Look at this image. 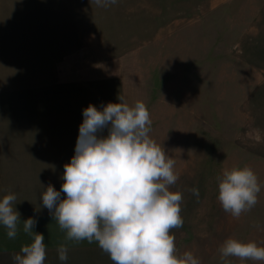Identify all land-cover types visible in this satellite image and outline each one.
I'll return each mask as SVG.
<instances>
[{"label": "rangeland", "instance_id": "1", "mask_svg": "<svg viewBox=\"0 0 264 264\" xmlns=\"http://www.w3.org/2000/svg\"><path fill=\"white\" fill-rule=\"evenodd\" d=\"M33 62L45 69L48 87L56 82L46 103L54 113L44 114L49 127L76 137L22 144L27 87L20 79L4 89L0 80V200L15 194L16 211L30 213L35 232L46 222L45 264H113L96 242L55 236V219L41 200L49 184L60 191L64 183L83 110L107 105L103 82L110 83L111 103L121 95L130 106L146 104L150 137L175 160L179 179L170 190L183 195L184 221L171 233L178 252L191 251L200 264H222L218 249L227 238L264 246V0H118L107 8L92 0H0V67L14 79ZM244 165L261 191L255 207L236 219L217 199V177ZM21 232L22 226L9 239L0 225V264H14L13 254L32 242ZM61 244L68 247L64 262Z\"/></svg>", "mask_w": 264, "mask_h": 264}, {"label": "clouds", "instance_id": "2", "mask_svg": "<svg viewBox=\"0 0 264 264\" xmlns=\"http://www.w3.org/2000/svg\"><path fill=\"white\" fill-rule=\"evenodd\" d=\"M107 8L118 0H92ZM98 110L89 105L75 146V155L64 165L60 191L49 184L42 193L47 208L66 241L96 242L113 264H200L191 251L182 254L175 244L173 229L183 226L180 191H171L179 179L175 160L149 135L152 121L143 101L129 105L123 96ZM105 128L108 135H99ZM218 180V201L223 210L239 219L258 202L261 183L247 166L225 168ZM190 191L199 198V189ZM61 192L65 198H61ZM13 193L0 200V225L7 237L15 239L20 213ZM23 232L30 244L13 254L14 264H45L44 235L33 229L37 221L29 217ZM222 264L229 257L264 262V246L255 241L227 238L218 249ZM61 262L68 260V247L57 248Z\"/></svg>", "mask_w": 264, "mask_h": 264}, {"label": "crops", "instance_id": "3", "mask_svg": "<svg viewBox=\"0 0 264 264\" xmlns=\"http://www.w3.org/2000/svg\"><path fill=\"white\" fill-rule=\"evenodd\" d=\"M7 73H8V69L0 67V80H4V82L6 83V87H3L4 85L3 84L2 88L9 89L15 83L16 80L21 79L24 82L25 86L27 87V90H26L27 92L25 96L26 99L28 100L27 94L30 96V101L28 102V104L26 103L25 105V116L29 114V120H25L21 127L23 129L22 141H21L22 144L26 146L32 145V144L33 145L41 144L43 143L42 142L43 138L48 139V138H53V136L76 137V132H71L70 129L64 132V129L62 131H59V129L61 128L60 126L49 127L50 123L45 119L44 114L54 113L53 111L49 110L46 103H47L48 93H56L54 86H52L56 84V82H54L49 87L47 86V82L45 81L46 80L45 69H43L40 62L38 63L33 62L32 64H29L27 67H25V70H23V75L18 74V76L14 79L11 78V76L6 75ZM104 81H107V80H104ZM109 84L110 83H106V82L101 83V90L105 91V92L104 91L102 92L103 101H105L106 99L107 104L110 102V97H111V94H110L111 90L108 87ZM92 85L97 86V84H94V83H92ZM93 88L94 87L91 86L87 82V89L93 90ZM89 105L90 104H88V106ZM76 107L78 108V101L76 102ZM50 122L54 123L55 120L50 121ZM76 126L77 125L75 124V128ZM6 127L11 128V129H20L16 126H12L11 124H8V126L6 125ZM76 131H77V128H76ZM102 136H105V135H102ZM56 143H61V142L56 141ZM25 151L27 153V150ZM39 213L40 215H48V214H41V212ZM29 217H31L30 213H25L20 216L21 222L18 224V228L22 226V232H21L22 237H25V233L23 232V222L22 221L28 219ZM46 228H47L46 222L43 223L40 221L38 224V233H42L44 237H46V234H47ZM6 233H7V230H6ZM55 233H56L55 236H59L62 233H64V235L66 236V233L60 230L58 223L56 221H55ZM60 239L64 240L65 242V238L63 236H61Z\"/></svg>", "mask_w": 264, "mask_h": 264}]
</instances>
